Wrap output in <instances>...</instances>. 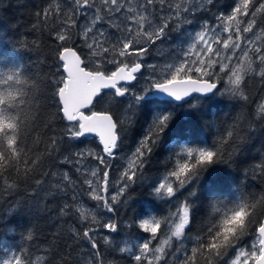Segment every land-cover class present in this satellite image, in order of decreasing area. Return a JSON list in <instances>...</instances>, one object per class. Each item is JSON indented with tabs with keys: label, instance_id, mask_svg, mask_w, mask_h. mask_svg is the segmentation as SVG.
<instances>
[{
	"label": "snow or ice",
	"instance_id": "snow-or-ice-1",
	"mask_svg": "<svg viewBox=\"0 0 264 264\" xmlns=\"http://www.w3.org/2000/svg\"><path fill=\"white\" fill-rule=\"evenodd\" d=\"M211 5L213 0H68L66 8L62 0H50L36 11L32 30L53 41L51 64L45 57L37 71L22 62L28 50L39 47L36 41L0 48V197L22 190L26 212H55L57 220L72 221L68 238L80 249L74 254L65 244L61 254V237L54 232L44 240L48 247L39 248L47 255L33 260V249L0 239V264H110L96 233L118 232L114 219L102 217L126 206L136 186L155 199L126 225L137 235L118 249L134 264H264V159L235 187L213 168H230L242 133L264 124V32L256 31L264 23V0H236L215 23L182 30L191 23L187 17ZM171 32L180 33V44L161 48ZM248 81L257 82L256 91ZM109 94L113 103L94 110ZM188 99L226 102L239 111L223 121H204V128L215 129L214 139L193 143L177 136L158 159L165 171L150 179L146 171L176 119L172 105L182 108ZM141 115L143 133L123 152ZM242 121L250 123L241 126ZM58 123L65 127L58 129ZM89 136L98 139L99 152L62 150L66 142L83 144ZM117 159L123 163L113 179ZM65 166L68 171L52 170ZM250 174L259 182L250 181ZM85 196L95 208L85 206ZM157 201L169 205L166 215L153 214L161 211ZM50 202L58 203L49 209ZM26 239H36L31 230ZM174 240L179 246L173 250ZM103 241L110 246L108 236Z\"/></svg>",
	"mask_w": 264,
	"mask_h": 264
},
{
	"label": "trees",
	"instance_id": "trees-1",
	"mask_svg": "<svg viewBox=\"0 0 264 264\" xmlns=\"http://www.w3.org/2000/svg\"><path fill=\"white\" fill-rule=\"evenodd\" d=\"M49 2L50 0H0V48L7 51L11 44L16 43L18 40L21 43L26 42L28 44L36 41L39 44V47L28 50L23 56L22 62L37 71L41 70L40 62L44 61L45 57H49L47 60L48 64L52 63L51 48L53 46V41L48 38L46 33L41 34L40 32H34L32 30V25L36 22V11L44 8ZM62 2L63 6L67 8L68 0H62ZM235 2L236 0H213V5L209 6L210 10H200L194 15L187 17L191 23L184 24L182 30L184 32L192 33L198 31L201 24L206 20L215 23V16L221 12L225 14L229 13ZM261 19H264V14H261ZM83 22L84 21L81 20V23ZM256 31L257 33L264 32V23L258 22ZM262 39H264V37H262ZM180 42V33L171 32L169 34V43L161 45L160 47L169 48L170 46L179 45ZM157 55V49H153L152 56L156 57ZM153 62V59H148V63ZM47 70V68L43 69V71ZM145 75H147V73H145ZM142 83L143 81H141V84ZM248 83L250 85L249 90L253 92L256 91L257 82L248 81ZM137 87H139V85H137ZM216 99L220 98L217 97ZM110 103H113L110 94L105 95L94 110L101 111L104 109V106L109 105ZM190 104H197L199 106L198 110L189 108ZM126 105L127 101L121 103L119 105V110L122 112ZM172 108L176 112V119L175 122L169 126L160 147L157 149V160H154L152 167L148 168L146 171V175L150 179L156 178L160 173L165 171L160 167L158 159L162 158L167 153L168 148L177 136L190 137L191 142L193 143H199L204 138L208 140L214 139L216 136L215 129L204 128V121L213 118L217 121H223L227 113L231 112L232 116H236L239 111L238 108L233 109L230 106H227L226 102L218 106L212 101L201 100L198 102L194 99H188L186 103H183L182 108H178L175 105H172ZM51 111H54V109H51ZM145 123L146 118L144 115H141L135 128L129 132L128 137L125 139V144L122 150L123 152H128L130 148L134 147L135 139L143 133ZM227 123L231 124L232 121L228 120ZM247 123H250V121H242L241 126H246ZM56 127L62 129L65 127V124L58 123ZM252 127L255 129L254 131H245L242 133V137L244 138L242 147L238 150V155L235 157V162L231 167L229 168L226 165L213 166V168L218 170L221 176H227L230 180L235 181L232 185L233 187H235L236 184L244 182V173L245 171H249L250 173L251 165L258 164L261 159H264V124H253ZM48 134L51 135L52 133ZM26 144L28 148H35L31 140H27ZM84 147L99 152L102 146L99 145L97 138L91 136L84 139L83 144H70L66 142L63 145L62 150L67 154L70 151H77ZM62 159V156L57 157L58 162L62 161ZM45 163H47V161H45ZM112 163L114 165L112 177L115 179L119 175L123 162L117 159ZM69 167L70 166H65L62 168H54L52 170L68 171ZM89 167H95V162H89ZM213 168H210L209 172H212ZM73 178H75V176ZM249 180L259 182L258 179L251 174L249 175ZM201 183L203 184L204 181ZM20 187L23 189L24 185L20 184ZM129 195L133 199L130 200L126 206H120L115 215L105 213L102 217V219H108L109 217L114 219L118 224V232L110 234L103 229H100L96 233V238L101 246V251L107 252L106 259L110 264H134V261L128 256V254H121L118 249L119 247L125 246V240L132 239L137 235V229H129L126 225L137 217L141 207L146 205L149 199H155L149 195V190L144 186H136L135 190L130 192ZM26 198L27 194L22 190L7 199L0 197V239L33 249L32 259L35 260L39 255H47V253H43L39 250V248L48 247V244L44 243L45 238H51L52 233L58 232L61 238L57 243L60 245L59 250L61 254L65 250V244L72 245L73 253H78L80 249L76 248L74 241L68 238V229L73 222L57 220L55 212L50 214L39 211H33L32 213L26 212L20 204V202ZM83 199L87 208H95V201L88 200L87 196L83 197ZM57 203L58 202H50L48 208H55ZM157 203L160 204L161 211L153 214L158 217L166 215L169 205L162 204L160 201H157ZM29 230H31L36 237L32 242H29L26 239ZM195 234H197L196 229L193 228L192 235ZM104 236H108L110 246L104 244ZM177 246H179L178 242L174 240L173 250ZM73 264H75V262H73Z\"/></svg>",
	"mask_w": 264,
	"mask_h": 264
},
{
	"label": "rangeland",
	"instance_id": "rangeland-1",
	"mask_svg": "<svg viewBox=\"0 0 264 264\" xmlns=\"http://www.w3.org/2000/svg\"><path fill=\"white\" fill-rule=\"evenodd\" d=\"M169 264H171V260H169Z\"/></svg>",
	"mask_w": 264,
	"mask_h": 264
},
{
	"label": "water",
	"instance_id": "water-1",
	"mask_svg": "<svg viewBox=\"0 0 264 264\" xmlns=\"http://www.w3.org/2000/svg\"><path fill=\"white\" fill-rule=\"evenodd\" d=\"M178 103H180V102H178ZM96 111H98V110H96ZM89 137H91V136H89Z\"/></svg>",
	"mask_w": 264,
	"mask_h": 264
}]
</instances>
